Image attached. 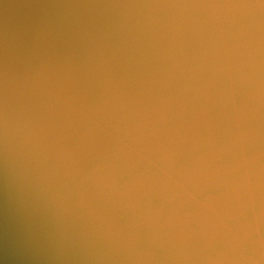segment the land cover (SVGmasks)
<instances>
[{"label":"clouds","instance_id":"obj_1","mask_svg":"<svg viewBox=\"0 0 264 264\" xmlns=\"http://www.w3.org/2000/svg\"><path fill=\"white\" fill-rule=\"evenodd\" d=\"M0 264H264V0H0Z\"/></svg>","mask_w":264,"mask_h":264}]
</instances>
